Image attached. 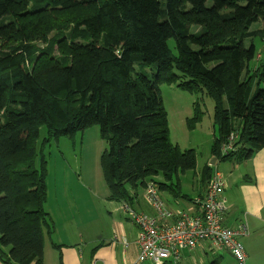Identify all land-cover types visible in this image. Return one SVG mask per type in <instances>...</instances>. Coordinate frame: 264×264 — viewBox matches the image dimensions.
I'll list each match as a JSON object with an SVG mask.
<instances>
[{
    "label": "trees",
    "instance_id": "obj_1",
    "mask_svg": "<svg viewBox=\"0 0 264 264\" xmlns=\"http://www.w3.org/2000/svg\"><path fill=\"white\" fill-rule=\"evenodd\" d=\"M61 11L75 15L55 39ZM261 36L264 0H0V261L43 264L51 141L97 126L108 199L133 211L130 190L179 191L196 154L171 143L161 85L212 98L219 161L264 148V61L248 74Z\"/></svg>",
    "mask_w": 264,
    "mask_h": 264
},
{
    "label": "crops",
    "instance_id": "obj_2",
    "mask_svg": "<svg viewBox=\"0 0 264 264\" xmlns=\"http://www.w3.org/2000/svg\"><path fill=\"white\" fill-rule=\"evenodd\" d=\"M219 162L222 164L216 169H221L225 179L224 198L228 206L223 223L234 229L243 227L245 235L240 241L247 256L245 264H259V257L254 260V255L256 246L260 254H264V240H261L264 238V148L247 160L235 156ZM49 170L45 210L49 214L52 233L44 235L43 264H134L138 255L137 230L125 213L123 203L110 201L107 188L100 193L99 184L100 196L95 203L93 189L96 184L91 179L88 185L83 184L81 176L65 164L60 172L54 166L52 172ZM212 171V167L206 166L199 173L198 189L192 198L180 191L166 190L159 191L160 199L168 210L191 211L194 201L205 195L207 177ZM139 188L129 191L130 199L126 203L137 212L155 215L144 199V188L140 191ZM161 193L167 196L163 198ZM120 212H123L122 217L118 216ZM53 245H58L59 249ZM211 250L207 243L194 250L184 249L176 264H206V252L213 258H221L220 254L226 253L233 259L228 252ZM0 264L4 263L0 261Z\"/></svg>",
    "mask_w": 264,
    "mask_h": 264
},
{
    "label": "rangeland",
    "instance_id": "obj_3",
    "mask_svg": "<svg viewBox=\"0 0 264 264\" xmlns=\"http://www.w3.org/2000/svg\"><path fill=\"white\" fill-rule=\"evenodd\" d=\"M52 15L54 16V25L56 29L51 32L50 36L58 39L61 33L65 34L68 32V30L63 31L62 27H65V25L71 21L72 15H75V13L74 11H61L52 12ZM262 27V21H258L251 26L250 30H258ZM192 29L195 31V28ZM249 44V41L245 42L246 46H249ZM254 45L257 49L256 56L255 59L249 63L248 68L250 70L248 74H255V70L264 61V38L262 36L257 37L254 40ZM169 48L173 52L175 51L173 40L169 41ZM55 55L57 57L59 56L57 49ZM255 89L256 83H254L253 91H255ZM160 92L163 107L167 113L171 143L177 145L181 151L194 150L196 154L195 170L179 173L177 177L174 176L172 184L174 185V190L179 188L181 194L193 197L198 189L199 173H201L206 166L212 167L213 170H218L216 167L222 164V162H219L211 153L215 136L218 134L217 128L213 124L214 103L212 98L205 93L202 95H191L177 88L175 85H161ZM46 134L45 129L41 128L38 144ZM47 146L45 155L46 159H48L49 172H52L53 166L60 172L62 171V164H65L73 172L81 176L83 184L88 185V180L91 179L93 184H96L93 189L94 202L96 203L97 196H100L97 184H99L100 193L103 191V188L106 189L100 168V157L107 148V144L100 138L98 127H90L77 133L72 138H61L58 141H51ZM212 161H215L214 167L211 166ZM219 172L222 173L221 169H219ZM154 181L156 183H163L164 179L160 174L154 178ZM177 183L179 187H176ZM140 189L141 188H139V191ZM161 195L163 198L167 196L166 193H161ZM119 215L122 217L123 212H120L118 216ZM125 217L128 218L127 216ZM261 240H264V238H261ZM257 249L256 246L254 260L259 257V259H257L259 260L258 263L264 264V254H260V251ZM4 251L7 250L4 249ZM206 253V264H212L213 260H216L213 264H238L224 252V254H220L219 256L222 259L213 258L210 252Z\"/></svg>",
    "mask_w": 264,
    "mask_h": 264
},
{
    "label": "built area",
    "instance_id": "obj_4",
    "mask_svg": "<svg viewBox=\"0 0 264 264\" xmlns=\"http://www.w3.org/2000/svg\"><path fill=\"white\" fill-rule=\"evenodd\" d=\"M236 139V134L230 135L221 148L222 156L234 152ZM225 188L223 175L213 170L205 195L194 201L191 211H171L160 199L157 185L147 183L144 199L155 215L123 206L137 230L138 255L134 264H176L184 249L194 250L203 243L209 244L211 251L228 252L238 264H245L247 256L240 241L245 235L243 227L234 229L223 223L228 211Z\"/></svg>",
    "mask_w": 264,
    "mask_h": 264
},
{
    "label": "water",
    "instance_id": "obj_5",
    "mask_svg": "<svg viewBox=\"0 0 264 264\" xmlns=\"http://www.w3.org/2000/svg\"><path fill=\"white\" fill-rule=\"evenodd\" d=\"M215 163V161H212V165Z\"/></svg>",
    "mask_w": 264,
    "mask_h": 264
}]
</instances>
